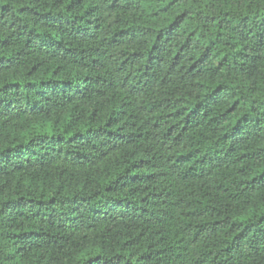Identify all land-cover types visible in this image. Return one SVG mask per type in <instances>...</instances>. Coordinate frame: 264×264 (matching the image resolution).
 <instances>
[{"label": "trees", "instance_id": "16d2710c", "mask_svg": "<svg viewBox=\"0 0 264 264\" xmlns=\"http://www.w3.org/2000/svg\"><path fill=\"white\" fill-rule=\"evenodd\" d=\"M0 264H264V0H0Z\"/></svg>", "mask_w": 264, "mask_h": 264}]
</instances>
